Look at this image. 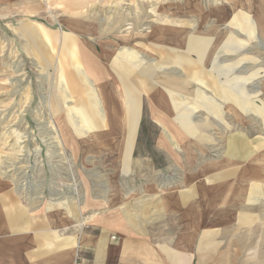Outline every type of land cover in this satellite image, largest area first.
Returning a JSON list of instances; mask_svg holds the SVG:
<instances>
[{"label": "rangeland", "instance_id": "obj_1", "mask_svg": "<svg viewBox=\"0 0 264 264\" xmlns=\"http://www.w3.org/2000/svg\"><path fill=\"white\" fill-rule=\"evenodd\" d=\"M261 1L16 0L0 6L2 181L15 198L59 205L87 200L88 215L93 216L103 209L95 204L108 198L118 199L124 213L125 204L143 197L141 184H167L171 192H179L186 188L182 179L190 173L201 172V182L211 180L224 168L225 151L239 149L235 136L264 140V112L252 117L250 104L242 109L246 114L223 111L235 95L264 105V37L259 35L242 50L229 47L227 57L220 56L222 64L218 59L213 62V48L220 45L214 34L225 32L227 37L233 30L227 22L234 11L243 9L250 21L264 24V17L257 15ZM25 28L37 30L38 36L25 35ZM181 35L209 40V53L194 75L186 61L198 57ZM126 50L141 57L136 73L125 74L122 65L114 66L116 56ZM96 61L107 70H97ZM120 74L130 75L127 82L133 85L143 79L151 84L148 90L136 86L140 105L134 128L122 124L127 90L115 79ZM97 75L105 80L103 86ZM217 82L224 86L221 93L213 90ZM85 87L97 89L102 101L97 105L108 115V126L85 123L89 105L80 103ZM107 88L117 95L107 94ZM213 97L223 112L215 111L219 105ZM113 98L117 102H108ZM111 109L120 112L109 120ZM188 131L205 133L213 141L164 139L167 133L189 137ZM80 256L85 259L81 250ZM206 257L207 264H233ZM236 263L264 264V255H242Z\"/></svg>", "mask_w": 264, "mask_h": 264}, {"label": "crops", "instance_id": "obj_2", "mask_svg": "<svg viewBox=\"0 0 264 264\" xmlns=\"http://www.w3.org/2000/svg\"><path fill=\"white\" fill-rule=\"evenodd\" d=\"M15 1L0 0V6ZM259 8L262 9L260 12L258 9L257 15L263 18V1L259 3ZM250 19L251 15L243 9L232 13L227 22V26L233 27L227 34L232 46L227 42L225 32L214 34L215 40L220 42L218 49H214L215 46L213 48L214 63L220 56H226V51L230 52L229 47L237 45L242 50L249 41L258 39L259 35L264 37V24L259 26ZM178 31L179 28L176 35ZM24 32L31 38L39 34L31 28H25ZM181 39L183 44L190 46L192 55L198 57L186 61L191 62L192 73L200 67L201 62H205L209 53V40L196 36L190 39L183 35ZM140 59L136 51H122L116 56L114 66L122 65L120 69L125 74L132 73L137 71ZM96 67L100 71L107 70L100 68L98 61ZM87 68L93 72L94 65L89 63ZM77 73L82 79L78 70ZM125 74L115 77L120 86L127 90V96L122 98L124 105L121 106L124 116L120 114L122 119L124 117L122 124L134 128L140 105L136 86L148 90L151 84L143 79L133 85L127 82L131 76ZM213 76L216 78V75ZM85 77H88L87 74ZM96 78L103 86L105 80L98 75ZM223 88L217 82V88L213 90L221 93ZM243 89L244 93L248 92L245 87ZM84 92L80 103L83 107L89 105L86 106L85 116H91L85 118V123L89 126H108V115L98 106L102 101L97 89L86 88ZM113 93L117 95V92L107 88V94ZM237 93L241 94L242 91ZM239 98L236 95L230 97L227 101L230 105L226 107L224 104L223 111L227 108L242 111L243 107L250 104L252 117L259 118L260 112H264L263 104H256L255 101L252 105L253 101H248L246 96ZM108 102L114 104L117 100L113 98ZM212 102L216 105L215 97ZM217 103L219 107L213 108L221 111V105ZM118 112L111 109L109 120L113 113ZM110 125L113 126L114 122L110 121ZM188 134L189 137L167 133L164 139L170 143H185L188 141L186 138H196L197 141L206 138L209 143L213 141L205 133L193 135L188 131ZM234 141L240 143L239 149L235 152L225 151L224 168L222 172L214 174L211 180L201 182V172L190 173L182 179L186 188L179 192H171L167 184H141L138 190L143 197L125 204V214L120 213L121 205L116 198L105 199L101 204L94 203L103 209L93 216L88 215L91 204L87 200H79L74 205L66 201L65 205H59L51 201L15 198L12 188L0 177V264H76L77 249L84 253L85 264H207L206 255H211L215 262L235 264L242 255H264V140L250 142L245 136H235ZM231 163L235 165L229 166ZM190 167L193 168V165ZM74 190L77 195V189ZM88 260L91 262L88 263Z\"/></svg>", "mask_w": 264, "mask_h": 264}, {"label": "built area", "instance_id": "obj_3", "mask_svg": "<svg viewBox=\"0 0 264 264\" xmlns=\"http://www.w3.org/2000/svg\"><path fill=\"white\" fill-rule=\"evenodd\" d=\"M85 262V259L80 256V249H78L76 254V264H85Z\"/></svg>", "mask_w": 264, "mask_h": 264}]
</instances>
